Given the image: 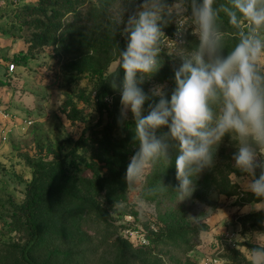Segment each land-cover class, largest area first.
I'll return each instance as SVG.
<instances>
[{
  "label": "rangeland",
  "instance_id": "rangeland-1",
  "mask_svg": "<svg viewBox=\"0 0 264 264\" xmlns=\"http://www.w3.org/2000/svg\"><path fill=\"white\" fill-rule=\"evenodd\" d=\"M135 3L0 0V264H27L21 251L31 234L22 205L35 174L42 197L36 218L42 228L74 240L77 248L89 247L91 236L108 235L111 244L97 252L91 245L86 264H114L122 239L142 248L136 264H206L218 254L227 264H237L236 256L250 259V244L264 241V219L240 211L252 201L243 200L248 194L237 184L240 173L232 167L236 149L230 137L190 198L179 201L174 191V147L169 164L162 158L144 184L127 189V165L138 150L134 124L115 122L108 131L105 124L113 116L100 115L95 94L119 63L117 45L123 37L116 21ZM172 26L169 38H174ZM222 27L229 28L227 17L222 16ZM225 43L230 47L235 40ZM171 47L168 42L159 71L141 85L145 93L164 85L170 99L175 87L167 53ZM107 100L119 113L120 94L113 91ZM128 120L134 121L130 111ZM162 132L167 131L157 134ZM202 222L209 228L201 229ZM98 226L105 229L97 233ZM192 227L175 239L159 235Z\"/></svg>",
  "mask_w": 264,
  "mask_h": 264
},
{
  "label": "clouds",
  "instance_id": "clouds-1",
  "mask_svg": "<svg viewBox=\"0 0 264 264\" xmlns=\"http://www.w3.org/2000/svg\"><path fill=\"white\" fill-rule=\"evenodd\" d=\"M222 16L228 29L222 27ZM116 22L126 43L119 49L123 76L118 70L106 82L120 94L118 125H125L130 111L138 144L126 169L127 189L144 184L162 158L169 164L174 147V191L179 201L190 198L228 136L236 149L237 184L255 197L241 214L264 212V0H142ZM171 24L174 38L164 31ZM188 34L197 41L191 50ZM229 38L235 40L230 47ZM168 42L175 83L170 99L164 85L149 93L141 87L159 71ZM165 127L168 131L158 135ZM239 239L234 237L238 248ZM249 255V264H264V241L258 239Z\"/></svg>",
  "mask_w": 264,
  "mask_h": 264
},
{
  "label": "trees",
  "instance_id": "trees-1",
  "mask_svg": "<svg viewBox=\"0 0 264 264\" xmlns=\"http://www.w3.org/2000/svg\"><path fill=\"white\" fill-rule=\"evenodd\" d=\"M175 27L172 26L164 29L165 34L169 35L170 30L173 31ZM170 29V30H169ZM186 40L188 41L189 48L191 49L196 43V38L188 34L186 36ZM234 40V39H233ZM126 47L125 40L122 38L119 41L117 48L124 49ZM120 63V61H119ZM119 63L115 69L110 71L104 81L99 85L95 94V104L96 108L99 111L100 115L103 116L105 113L113 116V120H108L105 126L107 130H111L113 128V124L116 122L119 116V113L111 107L107 97L110 93L113 92L109 84L106 82L114 73L119 70ZM120 75H122L123 70L120 69ZM128 127H131L134 124V121L127 120ZM159 131H168L165 127ZM158 131V132H159ZM108 136V132L104 131L103 138ZM228 137V136H226ZM118 140V139H117ZM116 140V141H117ZM54 166H49L48 169L51 170ZM233 194L234 192H229ZM246 197H243L244 201H253L255 199L252 194L247 193ZM86 202V200H84ZM42 204L41 192L38 184V176L35 174L28 184L27 188V199L25 203L22 205V210L24 213L25 223L30 232V238L28 242L23 247L21 254L22 258L26 260L27 264H86L88 259V255L92 252L90 250L91 245H96L94 247V251L97 252L99 246L101 245H109L111 241L108 238V235L97 238L96 235L91 236V239H87V243H89V247H84L83 245L76 247V243L74 240H69L70 238H60L55 234L48 232L46 229L42 228L37 221L36 211ZM256 215L260 216L264 219V212H257ZM201 229H208L209 226L206 222H202L200 224ZM100 226L95 228V232L100 233ZM105 229V228H104ZM195 228H177L171 229L169 232H161L159 234L162 238H176L183 236L184 233H188L189 231L194 230ZM179 236H176L178 235ZM123 243H121V248L118 249V252L115 256L114 264H136V260L138 257H141L140 251L142 248H135L132 246L131 242L127 239H122ZM256 244H250V247H254ZM62 248L65 249V254L62 252ZM237 264H249L250 259L242 256L241 258L235 257Z\"/></svg>",
  "mask_w": 264,
  "mask_h": 264
},
{
  "label": "built area",
  "instance_id": "built-area-1",
  "mask_svg": "<svg viewBox=\"0 0 264 264\" xmlns=\"http://www.w3.org/2000/svg\"><path fill=\"white\" fill-rule=\"evenodd\" d=\"M10 66L11 68H13L15 66V63L12 62ZM227 261L228 259L225 256L218 254L210 257L206 264H227Z\"/></svg>",
  "mask_w": 264,
  "mask_h": 264
}]
</instances>
